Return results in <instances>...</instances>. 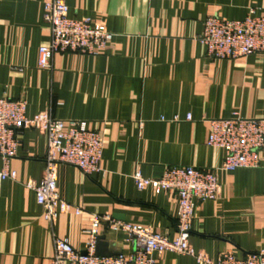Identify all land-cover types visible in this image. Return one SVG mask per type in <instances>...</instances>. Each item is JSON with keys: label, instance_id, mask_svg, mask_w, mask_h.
Segmentation results:
<instances>
[{"label": "crops", "instance_id": "crops-1", "mask_svg": "<svg viewBox=\"0 0 264 264\" xmlns=\"http://www.w3.org/2000/svg\"><path fill=\"white\" fill-rule=\"evenodd\" d=\"M45 1L0 0V95L24 99L27 115L49 110L59 119L84 120L102 136L101 171L84 175L59 164L58 192L81 213L44 220L43 207L24 182L42 176L46 136L21 129L16 152L7 159L17 177L4 180L0 189V264H49L54 236L83 250V229L92 214H110L174 238L175 194L138 190L132 179L135 169L157 178L173 165L215 169L220 184L215 199L197 202L189 238L196 249L211 257L264 251V162L225 171L223 151L205 142L208 119L232 112L264 118V52L210 57L197 39L208 13L241 19L255 8L264 14V0H63L70 16L92 17L113 39L97 55L57 52L49 68H40L38 47L49 39ZM5 161L0 156V168ZM98 236L106 251L133 249L105 221ZM156 264L197 263L165 252Z\"/></svg>", "mask_w": 264, "mask_h": 264}, {"label": "built area", "instance_id": "built-area-1", "mask_svg": "<svg viewBox=\"0 0 264 264\" xmlns=\"http://www.w3.org/2000/svg\"><path fill=\"white\" fill-rule=\"evenodd\" d=\"M42 19L49 27V39L38 47L37 66L40 68H49L51 58L57 52L97 55L113 39V33L92 17L70 16L63 0H46ZM197 39L210 57L236 58L264 52V14H257L255 8H250L241 19H224L216 13H208ZM177 119V116L172 118ZM185 119L190 120L191 115L188 113ZM208 123L205 142L223 151L221 169L256 168L264 162V118L245 117L232 112L226 117L208 119ZM23 128H33L46 136L42 176L39 180L29 178L24 182L34 191L36 202L43 207V219L53 223L60 213L71 210L81 213L78 207L60 196L56 182L57 166L68 164L77 167L84 175L100 172L102 136L88 129L84 120L59 119L49 110L27 115L24 99L11 100L0 95V156L6 159L0 168V189L4 180L17 177L7 159L15 154L19 144L18 133ZM132 179L138 190L151 187L156 193L170 191L175 194L176 236L169 238L150 227L116 220L110 214H92L83 229L88 235L85 248L75 250L67 238L54 236L49 264H156L157 256L165 252L190 256L197 264H264L263 250L246 253L243 257H236L231 252L211 257L190 243L197 202L215 199L220 192L215 169L166 166L157 178L145 177L135 169ZM103 221L109 231L126 235L133 246L131 252L96 254Z\"/></svg>", "mask_w": 264, "mask_h": 264}, {"label": "water", "instance_id": "water-1", "mask_svg": "<svg viewBox=\"0 0 264 264\" xmlns=\"http://www.w3.org/2000/svg\"><path fill=\"white\" fill-rule=\"evenodd\" d=\"M105 241L103 240L102 236H98L97 243H96V254L100 256L104 255H114L115 253L112 251H106L105 249Z\"/></svg>", "mask_w": 264, "mask_h": 264}]
</instances>
